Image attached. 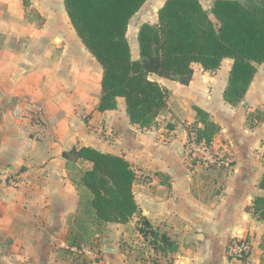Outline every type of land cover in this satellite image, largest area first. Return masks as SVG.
I'll use <instances>...</instances> for the list:
<instances>
[{"label": "crops", "instance_id": "0c3cea01", "mask_svg": "<svg viewBox=\"0 0 264 264\" xmlns=\"http://www.w3.org/2000/svg\"><path fill=\"white\" fill-rule=\"evenodd\" d=\"M25 10L23 0H0V264H80L81 256L98 259L87 264H151L134 259L131 250L149 243L139 232L142 218L176 245L160 253L161 264H264V221L251 212L254 199L264 197V63L236 105L224 100L232 59L214 72L195 64L187 86L151 75L169 95L155 125L140 128L123 98L115 110H97L103 69L65 8L66 22L54 32L60 40L55 55L51 45L44 54L40 46L18 45L17 38L41 36L23 32L31 29L23 22ZM139 30L132 42L127 34L133 60L139 59ZM195 108L219 128L213 142L228 151L229 167L206 169L190 161ZM81 147L130 163L139 214L124 224H90L78 248L72 240L84 218L79 184L92 164L64 154ZM13 174L22 175L20 188L9 186ZM236 238L252 241L246 258L227 255Z\"/></svg>", "mask_w": 264, "mask_h": 264}, {"label": "trees", "instance_id": "16d2710c", "mask_svg": "<svg viewBox=\"0 0 264 264\" xmlns=\"http://www.w3.org/2000/svg\"><path fill=\"white\" fill-rule=\"evenodd\" d=\"M148 0H64V8L77 36L103 69L99 112L117 108L125 99L132 124L151 128L164 109L168 91L150 79L151 75L189 85L195 64L205 71H217L225 59L234 60L224 100L236 105L246 95L257 65L264 63V0L242 3L215 0L211 14L199 0H166L156 25L144 24L138 34L139 59L133 60L127 38L130 20ZM29 8V0H23ZM197 126L190 131L198 142L210 143L219 128L208 114L195 108ZM254 116H250V119ZM202 125V127L200 126ZM70 161L92 164L80 180L81 214L79 236L72 245L87 240L89 225L124 224L139 214L133 192L136 174L123 157L91 147L74 148L64 154ZM264 190V178L260 183ZM252 214L264 221V197H256ZM139 232L160 242L165 251L175 243L166 234L141 219Z\"/></svg>", "mask_w": 264, "mask_h": 264}, {"label": "rangeland", "instance_id": "374dc122", "mask_svg": "<svg viewBox=\"0 0 264 264\" xmlns=\"http://www.w3.org/2000/svg\"><path fill=\"white\" fill-rule=\"evenodd\" d=\"M163 1L166 0H148L140 11L132 18L129 27H128V37L130 42L134 41V37L136 36V32L139 28H141L144 24L156 25L158 23V13L161 9V5ZM215 0H199L203 8L209 12L211 18L214 20V17L211 14V10L213 8ZM244 4L251 2V0H238ZM29 8H26L24 13V23H28L31 26V29L28 31L24 30L23 32L26 33H37L41 34L40 37H31L26 36V38H17L20 42L18 43L19 46H32L37 45L40 46L42 49L43 54L47 53L44 52L49 45L53 48V54H57L59 49L57 48L60 45L59 37L54 34L55 29L59 24L64 25L66 19L62 13V9L64 7V1L62 0H29ZM63 6V7H62ZM18 25H21L18 23ZM21 27L19 30L21 31ZM139 34V33H138ZM4 36L0 33V45L4 42ZM36 39V43L34 42ZM137 40V38H136ZM135 46V45H134ZM131 47V46H130ZM136 51L135 53L138 54V40L136 44ZM57 52H56V51ZM33 105V103H32ZM36 105V104H34ZM191 131V130H190ZM228 153V151H225ZM229 154V153H228ZM191 157V155H190ZM190 161L194 164L192 158ZM199 166V165H198ZM204 168L203 166H200ZM207 169V168H206ZM82 193V192H81ZM141 223V222H140ZM100 228H97V230ZM147 238V242L145 246H141L140 249H131L135 251V254H132L134 259H137L141 262H147L151 264H161L160 261L162 260L163 255L160 254L162 252V247H165L163 244L158 243L159 249L155 247L153 239L151 237ZM129 249V247H128ZM176 246H174L173 250L168 248L170 251H174ZM167 250V249H166ZM165 250V251H166ZM132 255L130 257H132ZM88 261L91 263L97 261L94 256L92 257H80L77 262L80 264H87Z\"/></svg>", "mask_w": 264, "mask_h": 264}, {"label": "built area", "instance_id": "2783aa9c", "mask_svg": "<svg viewBox=\"0 0 264 264\" xmlns=\"http://www.w3.org/2000/svg\"><path fill=\"white\" fill-rule=\"evenodd\" d=\"M37 113L42 112V108L35 107ZM188 150L192 160L196 165L207 169H223L231 164V157L227 152L215 147L214 142H198L195 136L188 140ZM9 186L20 188L23 184L21 174H13L8 179ZM252 251V241L249 238H236L232 240L227 248V255L232 259H243L249 256Z\"/></svg>", "mask_w": 264, "mask_h": 264}]
</instances>
